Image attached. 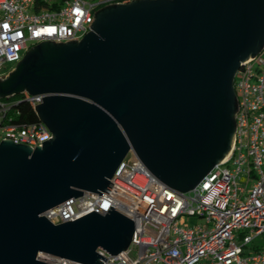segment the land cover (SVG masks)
Listing matches in <instances>:
<instances>
[{"label":"water","instance_id":"1","mask_svg":"<svg viewBox=\"0 0 264 264\" xmlns=\"http://www.w3.org/2000/svg\"><path fill=\"white\" fill-rule=\"evenodd\" d=\"M79 40L40 42L0 78V98L33 106L52 137L0 141V264H102L133 222L112 210L52 224L46 210L98 193L131 149L185 192L229 152L240 63L264 46V0H131L95 11Z\"/></svg>","mask_w":264,"mask_h":264},{"label":"built area","instance_id":"2","mask_svg":"<svg viewBox=\"0 0 264 264\" xmlns=\"http://www.w3.org/2000/svg\"><path fill=\"white\" fill-rule=\"evenodd\" d=\"M130 1L0 0V78L31 47L79 40L91 31L95 11ZM233 88L237 109L229 152L193 188L166 186L130 149V161L123 158L99 197L84 191L40 216L56 225L91 211L103 215L113 204L134 230L118 254L97 249L102 264H264V46L240 63ZM17 96L0 98V141L40 147L51 132L39 120L14 121L20 114L15 107L25 103L34 110L46 94Z\"/></svg>","mask_w":264,"mask_h":264},{"label":"trees","instance_id":"3","mask_svg":"<svg viewBox=\"0 0 264 264\" xmlns=\"http://www.w3.org/2000/svg\"><path fill=\"white\" fill-rule=\"evenodd\" d=\"M17 95L13 96L16 97ZM20 114H18L17 119H14V121H22V122H36L38 121V117L35 113V111L25 103H21L18 106L15 107ZM11 113L14 112V109L10 110Z\"/></svg>","mask_w":264,"mask_h":264},{"label":"rangeland","instance_id":"4","mask_svg":"<svg viewBox=\"0 0 264 264\" xmlns=\"http://www.w3.org/2000/svg\"><path fill=\"white\" fill-rule=\"evenodd\" d=\"M16 64V63H15ZM15 64H7L6 66H5V71H6V74H5V76L11 71V69L15 66ZM15 98H18V96H16ZM131 153H128L127 155H126V157H125V161L126 162H129L130 161V159H131Z\"/></svg>","mask_w":264,"mask_h":264}]
</instances>
